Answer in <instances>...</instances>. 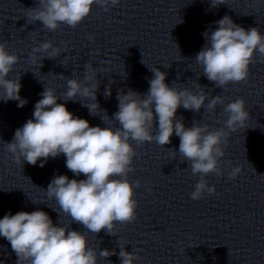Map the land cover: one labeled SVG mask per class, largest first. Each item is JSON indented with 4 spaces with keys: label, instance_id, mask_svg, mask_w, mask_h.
I'll return each instance as SVG.
<instances>
[{
    "label": "clouds",
    "instance_id": "9594fccd",
    "mask_svg": "<svg viewBox=\"0 0 264 264\" xmlns=\"http://www.w3.org/2000/svg\"><path fill=\"white\" fill-rule=\"evenodd\" d=\"M119 3L120 0H38L36 7L27 9V18L40 21L48 31L55 32L61 25L76 28L91 14L94 5L109 11L110 6ZM221 4H226L225 0H211L212 7ZM215 23L218 28L203 33L206 43L195 60L209 81L225 89L229 83L247 81L255 54L264 57V35L256 27L246 30L227 15ZM62 44L67 47V42ZM61 51L46 41L32 49L30 58L34 62L39 60L42 67L43 59H55ZM38 53L42 55L37 56ZM19 60L17 54L10 53L6 44L0 42V100L18 101L17 106L23 108L28 101L20 96V78H8ZM84 69L82 80L67 79V89L60 96L54 89L45 88L34 106L33 118L15 130L11 142L4 143L17 164L26 161L36 165L40 160L39 166L43 168L48 158L63 154L67 169L77 177L81 174L86 177L80 180L69 179L67 175L53 177L45 192L48 199H55L61 212L91 233L105 230L107 235H117V224H130L137 218L135 189L141 187V182L128 179L134 171V157L138 155L132 142L141 146L155 141L163 147L171 143L173 133L180 140L181 162L187 161L192 175L200 177L190 193L191 199L200 200L205 193L216 192L215 185L210 186L206 177L223 175L220 159L225 155L229 136L245 128L250 118L243 98L227 104L221 95L209 100L200 84H197L199 91L177 89L165 83L166 72L149 68L153 78L148 81L147 93L131 89L127 93L117 92L118 111L112 120L118 122V127L90 126L88 120L74 116L65 104L57 103L60 99L77 102V97H81L93 101L81 103L91 115L100 111L96 98L100 84L96 79L98 72L91 63H86ZM104 95L111 96L110 87ZM218 105L223 106L227 119L223 127L216 129L197 121L185 127L184 117L176 115L180 107L195 112L205 108L215 113ZM172 153L175 158L177 151ZM239 172L240 168L234 167L228 178L235 179ZM0 236L10 242L18 257L17 264H98L97 250L89 246L85 234L72 230L71 225L54 226L42 210L4 215L0 219ZM125 246L118 242L121 264H135L139 256L127 252ZM116 254L114 249L99 250V256L104 258Z\"/></svg>",
    "mask_w": 264,
    "mask_h": 264
}]
</instances>
